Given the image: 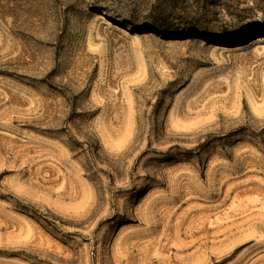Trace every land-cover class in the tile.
<instances>
[{
    "label": "rangeland",
    "instance_id": "obj_1",
    "mask_svg": "<svg viewBox=\"0 0 264 264\" xmlns=\"http://www.w3.org/2000/svg\"><path fill=\"white\" fill-rule=\"evenodd\" d=\"M262 31L264 0H0V264H264Z\"/></svg>",
    "mask_w": 264,
    "mask_h": 264
},
{
    "label": "bare ground",
    "instance_id": "obj_2",
    "mask_svg": "<svg viewBox=\"0 0 264 264\" xmlns=\"http://www.w3.org/2000/svg\"><path fill=\"white\" fill-rule=\"evenodd\" d=\"M264 41V31L261 32V35H258L257 37V42H262Z\"/></svg>",
    "mask_w": 264,
    "mask_h": 264
},
{
    "label": "trees",
    "instance_id": "obj_3",
    "mask_svg": "<svg viewBox=\"0 0 264 264\" xmlns=\"http://www.w3.org/2000/svg\"><path fill=\"white\" fill-rule=\"evenodd\" d=\"M164 18H165V16H164ZM173 30H175V31H177V32H180L181 29H179V28L177 27V28H175V29H173Z\"/></svg>",
    "mask_w": 264,
    "mask_h": 264
}]
</instances>
